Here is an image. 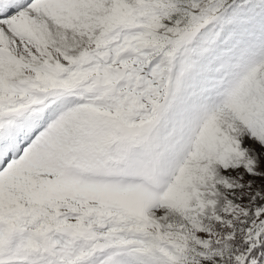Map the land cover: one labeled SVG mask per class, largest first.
Returning a JSON list of instances; mask_svg holds the SVG:
<instances>
[{"label":"snow or ice","instance_id":"snow-or-ice-1","mask_svg":"<svg viewBox=\"0 0 264 264\" xmlns=\"http://www.w3.org/2000/svg\"><path fill=\"white\" fill-rule=\"evenodd\" d=\"M0 264H264V0H0Z\"/></svg>","mask_w":264,"mask_h":264}]
</instances>
